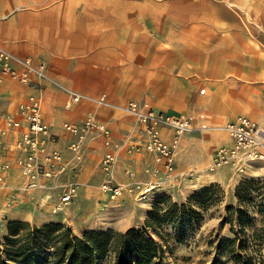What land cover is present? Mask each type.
<instances>
[{
    "label": "crops",
    "instance_id": "obj_1",
    "mask_svg": "<svg viewBox=\"0 0 264 264\" xmlns=\"http://www.w3.org/2000/svg\"><path fill=\"white\" fill-rule=\"evenodd\" d=\"M251 6L250 0H0V47L18 58L46 63L48 75L62 86L93 98L104 94L117 107L133 100L168 115L192 117L191 130L180 138L174 170L167 174L152 154L129 150L144 137L123 111L87 102L65 109L67 95L53 85L38 91L4 79L0 174L7 184L4 202L13 209L8 218L61 221L79 235L84 228L102 226L103 216L89 221L72 218L67 210L111 207L120 218L108 224L124 231L143 221L162 195L183 201L211 184H236L230 167L210 173L206 169L215 150L231 145L227 123L245 116L264 130V3L255 10L257 19L247 15ZM29 95H40L43 120L55 140L47 143L46 151H58L65 166L55 179L40 177L36 187H28L30 181L16 164L24 155L15 149L21 128L1 133L5 117L19 122L18 105ZM88 113L109 129L111 145L105 146L102 135L91 131L82 147L83 160L74 164L68 146L75 137L63 124L81 123ZM161 135L172 140L169 130ZM108 150L117 157L114 182L153 184L149 202L140 203L127 192L109 199L100 191L99 181L105 178L100 161ZM3 164L9 165L7 171ZM70 182L77 184L75 199L63 213H54ZM31 205H40L48 215L32 213Z\"/></svg>",
    "mask_w": 264,
    "mask_h": 264
},
{
    "label": "built area",
    "instance_id": "obj_2",
    "mask_svg": "<svg viewBox=\"0 0 264 264\" xmlns=\"http://www.w3.org/2000/svg\"><path fill=\"white\" fill-rule=\"evenodd\" d=\"M4 79H10L38 91H42L46 84L53 85L67 95L65 109L87 102L100 107L123 111L134 119L144 137L142 143L131 145L129 150L135 153L152 154L156 165L160 166L167 174H171L174 170L175 153L180 138L192 128L190 115H168L154 109L147 103H138L133 100L117 107L110 104L104 94L93 98L70 90L48 75L46 63H36L30 58H18L0 47V84ZM17 110L20 117L19 122L5 117V131L1 133L5 134L13 127L21 128L20 137L15 142V149L24 155L16 159V164L22 175L30 181L28 187H36L40 177L55 179L61 174L65 166L61 165L62 157L58 151L51 153L46 151L47 143L55 140L43 120L40 95H29L24 102L18 105ZM163 129L171 131L172 140L170 142L162 138ZM224 129L231 140V145L220 147L214 151L207 171L212 172L227 166L232 168L237 176L244 177L256 165H262L264 168V130L261 127L245 116H238L227 123ZM63 130L75 137V140L68 146L74 164L81 163L83 160L82 147L91 131L96 130L102 135L105 146L110 147L111 145L109 129L105 124L98 122L92 113H88L81 123H64ZM116 163L117 157L114 150H108L100 161V169L105 175L100 186L102 193L109 196V199H114L127 192L138 202L149 201L155 186L149 184L143 187L138 182H132L128 185L115 183L112 175ZM2 168L7 171L9 165L3 164ZM73 170L77 175L76 166ZM159 172V167L153 169L155 175ZM127 174L130 178L133 175L132 171L127 172ZM4 187H6V180L4 175L0 174V189ZM76 191L77 184L75 182H70L63 188L59 202L53 208V212L56 213L63 206L71 203L76 196Z\"/></svg>",
    "mask_w": 264,
    "mask_h": 264
},
{
    "label": "trees",
    "instance_id": "obj_3",
    "mask_svg": "<svg viewBox=\"0 0 264 264\" xmlns=\"http://www.w3.org/2000/svg\"><path fill=\"white\" fill-rule=\"evenodd\" d=\"M255 184L254 181L243 180L237 185L235 196L239 204L247 202L245 192ZM210 187L202 188L200 194L189 197L182 204L171 202L167 195L158 197L146 214L144 228H129L125 232L89 230L78 236L61 223L34 226L25 221H11L7 225L6 236L0 239V264L6 261L14 264H163L162 246L151 240L148 231L155 233L162 223H173L179 228L181 238L185 225L192 226L201 219V212L192 209V204H200L201 211H204L208 205L198 198L209 195ZM227 211L230 218L233 214L235 220L240 221L247 209L230 206ZM231 232L235 239L230 240V254L235 264L257 262L262 256L260 251L255 249L251 252L245 247L246 240L236 237L233 228ZM252 238L263 241L264 218ZM237 241L238 246L235 245Z\"/></svg>",
    "mask_w": 264,
    "mask_h": 264
},
{
    "label": "rangeland",
    "instance_id": "obj_4",
    "mask_svg": "<svg viewBox=\"0 0 264 264\" xmlns=\"http://www.w3.org/2000/svg\"><path fill=\"white\" fill-rule=\"evenodd\" d=\"M214 1L221 3L227 2L230 4V0H214ZM250 2L252 6L248 8L247 15L251 19H257L260 13L256 12L255 10L259 8L258 6L260 5V2L264 3V0H250ZM261 10H262V14H264V7L261 8ZM232 171L234 172L233 169ZM127 172H130V170H128ZM207 172L210 173V171ZM247 173L244 175V177H239L235 173L236 178L238 177L237 178L238 182L234 185L230 184L229 186H222L220 184H211V187L209 188L211 189V193L207 195L205 198L203 197L198 198V201L201 202L205 200L204 203L208 205L207 208L204 211H201L202 206L200 204H196L195 202H193L192 204V209L201 212L202 214L201 219L199 220L198 223L192 226L185 225L181 232L182 233L181 238L180 235H178V232L180 231L179 228L177 227L176 224L173 223H168V222L162 223L157 228V232L155 233L150 230L148 231V235L151 238V240L162 246L164 252L163 264H235V262L232 260V255L230 254V240L235 239L234 234L231 232L232 228L234 230V233L236 234V237L246 240L245 242L246 248H249L251 252H254L255 249H258L260 251V254L262 255L261 258H258L257 262H254L253 264H264V239L262 242H259V240L256 239V241H254L253 240L254 238H252L253 233L256 231L257 228L261 226L262 219L264 218V210L262 209V207H264V168L262 165H256L253 169L249 170ZM199 174H202V172H200ZM243 180L254 181L257 184H255V187L245 192V194L247 195L246 197L247 202L241 203L242 204L241 205L238 203V200L235 196V190L237 185ZM100 182L101 181H99L100 184L99 189L101 191L100 186L102 182L101 183ZM5 188L6 187L0 189V239L6 236L7 225L9 222L22 221V220H14L8 218L10 212H12L13 209L10 206L12 204L9 205L4 202ZM56 188H53V190H55ZM202 190L203 189L193 190L192 192H190V194H188L185 197L183 201L173 200L170 196L168 197L171 202L182 204V203H186L189 197L200 194ZM69 204L63 206V208L58 210L56 213L57 214L63 213L65 211V208L69 206ZM39 206L40 205H35V207H33V205H31V207L35 209L30 208L29 210L32 213H36L41 216H43L44 214L47 216L48 213H45L44 210H42V208ZM230 206H233L235 208L240 206L243 207L245 210L247 209L245 217H243V219H241L240 221L239 220L237 221V219L235 220V217L232 214V218H230L227 211V208ZM97 208H95L96 212L93 211L77 212V210L74 211L70 210L69 212V210H67V213L70 214L72 218L84 217V219L89 218V221L99 220V218L103 216V218L100 219L101 223H103L101 224L102 226L93 229L84 228L82 230L83 232L89 230L105 231L108 229L114 230L116 232H125L127 230V229L124 231L118 230L117 228H113L108 224V222L120 218V216H118L117 213L113 214L110 212L111 207H106L105 210L103 211L102 210L100 211ZM145 218L143 219V221L130 228H136V229L144 228L143 223ZM73 220L75 223L77 222L75 219ZM25 222H29L34 226H41L50 223L52 221L37 222L36 220H31ZM53 222L61 223L64 226L71 229L70 225L64 222L61 221H53ZM71 231L73 232L74 235H78L72 229ZM235 245L238 246V241ZM5 264H14V263L6 261Z\"/></svg>",
    "mask_w": 264,
    "mask_h": 264
}]
</instances>
